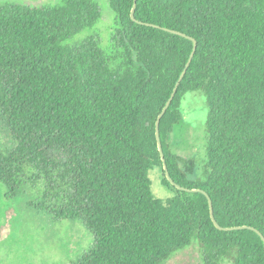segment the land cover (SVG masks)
<instances>
[{"label": "trees", "instance_id": "1", "mask_svg": "<svg viewBox=\"0 0 264 264\" xmlns=\"http://www.w3.org/2000/svg\"><path fill=\"white\" fill-rule=\"evenodd\" d=\"M108 47L96 0L28 6L0 1V121L14 141L0 151V182L20 196L44 183L41 209L80 222L93 246L72 264H166L196 246L201 264H264V0H108ZM197 51L187 64L194 44ZM84 35L83 37H81ZM208 105L207 164L195 175L171 140L188 92ZM52 151L62 158L52 156ZM161 168L167 201L152 194Z\"/></svg>", "mask_w": 264, "mask_h": 264}, {"label": "rangeland", "instance_id": "2", "mask_svg": "<svg viewBox=\"0 0 264 264\" xmlns=\"http://www.w3.org/2000/svg\"><path fill=\"white\" fill-rule=\"evenodd\" d=\"M13 1L28 6L55 5L60 0H0ZM102 9V19L97 25L104 48L108 47L115 28V15L108 0H96ZM82 35L81 37H83ZM208 105L202 91L185 94L182 102V120L174 127L171 140L184 161H192L195 175L200 176L207 164V120ZM14 141L5 125L0 121V151L8 150ZM52 156L62 154L52 151ZM153 196L167 201L174 193L162 184L161 168L150 171ZM25 189L21 197L10 198L2 188L0 198V264H72L81 258L94 244L93 235L80 222L57 221L51 215L56 205L48 201L41 209L44 183H34L23 177ZM166 264H201L199 250L193 246L169 260Z\"/></svg>", "mask_w": 264, "mask_h": 264}, {"label": "water", "instance_id": "3", "mask_svg": "<svg viewBox=\"0 0 264 264\" xmlns=\"http://www.w3.org/2000/svg\"><path fill=\"white\" fill-rule=\"evenodd\" d=\"M137 1L138 0H134V7H133V10L131 12V17H132L133 21L138 23V24H141V25H147V26H151V27H155V28H162V27L157 26V25L146 24V23L140 22V21H138L136 19L135 13H136V9H137ZM164 30H167V31H170V32H172V33H174L176 35H180L182 37L188 38L189 40H191L193 42L194 47H193V52L191 54L189 62L187 64V68H188L191 65L192 60H193V58L195 56V53L197 51V47H198L197 41L194 38L188 37L187 35H185V34H183L181 32L172 31V30H169V29H164ZM186 72H187V69L180 76L179 81L176 84V87H175L170 99L168 100V102H167L166 106L164 107L162 113L159 115V117L157 119V123H156L158 147H159V151H160V154H161V157H162V160H163V166H164L165 175H166L167 179L169 180V182L173 186H175L177 189L185 191V192H188V193H201V194L205 195L208 198L209 205H210L211 218H212V220H213V222H214V224H215L217 229H219L221 231H225V232L238 231V230H252V231H255L257 234H259L261 236L262 240L264 241L263 234L259 230L255 229L253 227H249V226L231 227V228L222 227L218 223L216 218H215L213 201H212L210 195L206 191L201 190V189H189V188H185V187H182V186L176 184L175 181L173 180V178L171 177V174L169 173V168H168V165H167V162H166V158H165V154H164V150H163V146H162V141H161L160 125H161L162 118L164 117V115L168 111L169 107L171 106V104H172V102H173V100H174V98H175V96H176V94L178 92L179 86H180L181 82L183 81V79H184V77L186 75Z\"/></svg>", "mask_w": 264, "mask_h": 264}, {"label": "flooded vegetation", "instance_id": "4", "mask_svg": "<svg viewBox=\"0 0 264 264\" xmlns=\"http://www.w3.org/2000/svg\"><path fill=\"white\" fill-rule=\"evenodd\" d=\"M6 188L7 189V191H8V197H9V199L10 198H18V197H21V196H13V197H11V196H9V190H8V188H7V186H6V184L5 183H3V182H0V198H1V191H2V188ZM22 193V192H21Z\"/></svg>", "mask_w": 264, "mask_h": 264}]
</instances>
